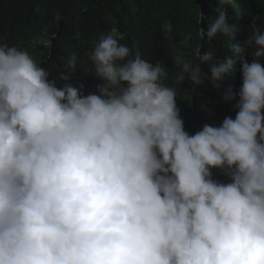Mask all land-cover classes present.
I'll return each mask as SVG.
<instances>
[{
	"label": "clouds",
	"instance_id": "9594fccd",
	"mask_svg": "<svg viewBox=\"0 0 264 264\" xmlns=\"http://www.w3.org/2000/svg\"><path fill=\"white\" fill-rule=\"evenodd\" d=\"M229 6L219 0L201 40L234 38ZM123 39L101 35L88 57L99 95L70 82L76 54L50 79L28 50L0 44V264H264V31L224 60L197 45L214 87L237 60L242 86L235 117L195 134L165 65ZM174 63L179 82L207 86L200 67Z\"/></svg>",
	"mask_w": 264,
	"mask_h": 264
},
{
	"label": "trees",
	"instance_id": "16d2710c",
	"mask_svg": "<svg viewBox=\"0 0 264 264\" xmlns=\"http://www.w3.org/2000/svg\"><path fill=\"white\" fill-rule=\"evenodd\" d=\"M218 5L219 0H0V44L28 50L50 72V79L63 73L67 59L76 54L77 72L70 82L83 84L85 95H99L97 86L103 81L93 75L94 66L88 57L101 35H122L121 44L139 50L153 65H165L164 83L176 88L185 130L195 134L205 124L218 126L225 117H235L242 86L241 63L237 60L236 70L225 77L220 88L214 87L209 82V65L200 64L196 56L197 45L216 60H224L225 55H231V45L244 44L256 28L264 31V0H230L227 11L234 38L218 35L201 40L199 29L207 32ZM200 13L205 17L201 23ZM169 22L173 32L166 38L162 26ZM189 33L191 39L184 43ZM254 50L245 47L242 59L251 63ZM177 56L201 68L209 78L206 87L193 89L190 80L179 82L180 68L174 63ZM260 63L264 65V59ZM63 84L61 81L57 86ZM225 94L231 99H225ZM213 172L215 179L229 182L217 170Z\"/></svg>",
	"mask_w": 264,
	"mask_h": 264
}]
</instances>
